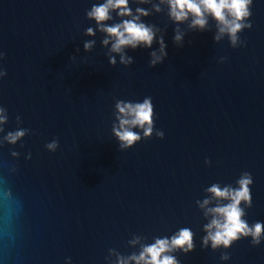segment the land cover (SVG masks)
I'll list each match as a JSON object with an SVG mask.
<instances>
[{"label": "water", "instance_id": "obj_1", "mask_svg": "<svg viewBox=\"0 0 264 264\" xmlns=\"http://www.w3.org/2000/svg\"><path fill=\"white\" fill-rule=\"evenodd\" d=\"M103 2L0 0V107L8 117L0 125V264H117L183 228L193 249L170 253L179 264H264V240L205 246L212 217L200 207L204 199L208 207L228 203L207 189L236 188L248 172L243 219L264 223V0H253L252 27L239 33L247 46L236 48L227 36L215 39L211 16L201 30L190 27L191 16L171 19L167 0H129L158 29L151 48L124 49L130 65L86 16ZM111 15L108 25L130 18ZM161 37L167 55L151 66ZM87 41H95L90 50ZM146 97L153 132L133 127L141 139L121 148L116 103ZM19 128L28 131L15 145L2 140Z\"/></svg>", "mask_w": 264, "mask_h": 264}, {"label": "clouds", "instance_id": "obj_2", "mask_svg": "<svg viewBox=\"0 0 264 264\" xmlns=\"http://www.w3.org/2000/svg\"><path fill=\"white\" fill-rule=\"evenodd\" d=\"M140 3H145L146 0H139ZM165 0H161L164 3ZM253 0H167L169 6V16L175 22H184L191 16V28L205 29L208 24V17L211 16L217 22V33L215 39L221 40L227 36L233 48L247 46V41L242 39L239 33L245 29H251L252 23L248 19L251 13V5ZM129 0H104L101 4H94L90 10L86 12L88 19L94 20L103 33H106V38L102 43L107 46L111 42L112 53L120 55L121 63L130 65L133 61L131 57L126 56L124 49L131 47L136 49L143 45L151 48L158 29L154 26L147 25L141 22L142 16L149 15V12L143 8H137L133 14L128 6ZM159 12V6H154ZM115 11L122 19L120 23L108 25L105 22L112 20L111 12ZM86 34L94 36L95 31L89 27ZM183 34L177 30L174 39L180 42ZM95 41H87L84 44L85 50H90ZM160 44L159 52L151 53L150 65L154 66L162 62L167 55L163 37L158 41ZM111 64H115V57H110ZM5 72H0V76L5 75ZM116 109L119 113L116 119L119 121V126L113 128V132L121 141V148H127L141 139L139 133L133 132V127L143 129L146 137L151 136L153 132V104L152 98L146 97L143 102H122L116 103ZM6 109L0 107V125L7 122ZM19 119V118H18ZM27 129L19 128L15 131H10L2 137L3 141L8 144L15 145L26 134ZM0 132L3 128L0 127ZM156 135L163 138V131H157ZM58 140H52L45 147L50 152H55L58 148ZM13 156L18 153L13 152ZM30 158V156H29ZM207 162V161H206ZM252 176L245 172L238 179V187L233 188L231 185L221 188L218 184H213L207 189L212 194V199L218 201H228L226 204H217L215 207H208L212 202L210 199H204L200 203V207L205 210V216H211L212 219L205 225L207 235L203 238L205 246L211 243L213 249L223 246L227 249L234 241L242 237H251L250 243L253 246H259L264 240V223L256 222L249 226L248 222L243 219L246 215L245 208L241 207L243 201L246 206H251L250 188L252 184ZM134 240L131 243H137ZM176 249H182L185 252L193 249V233L188 228H183L169 238H157L150 245H142L139 255L133 254L130 257H118L117 264H130L134 261L135 264H179L177 259L170 255ZM221 260H228L229 254L224 252L221 254ZM70 264V262H69Z\"/></svg>", "mask_w": 264, "mask_h": 264}]
</instances>
